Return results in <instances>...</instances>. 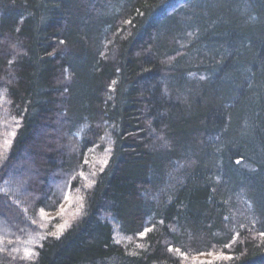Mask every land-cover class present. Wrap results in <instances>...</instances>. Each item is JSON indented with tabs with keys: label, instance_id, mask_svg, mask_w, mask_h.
Here are the masks:
<instances>
[{
	"label": "trees",
	"instance_id": "1",
	"mask_svg": "<svg viewBox=\"0 0 264 264\" xmlns=\"http://www.w3.org/2000/svg\"><path fill=\"white\" fill-rule=\"evenodd\" d=\"M0 109V264H264V0H0Z\"/></svg>",
	"mask_w": 264,
	"mask_h": 264
},
{
	"label": "rangeland",
	"instance_id": "2",
	"mask_svg": "<svg viewBox=\"0 0 264 264\" xmlns=\"http://www.w3.org/2000/svg\"><path fill=\"white\" fill-rule=\"evenodd\" d=\"M0 118H1V120H0V150H1L2 147H4V146L6 147V145H4V141L6 139L11 138L10 134L13 131L12 130L13 128L11 126L14 125V127H16L17 122H14V124H13L11 121H9L1 109H0ZM100 126H98V127H100ZM101 127L104 128L103 126H101ZM108 132L109 131L104 128L103 133H102L103 136L101 135L102 137L100 138L99 143H97L98 145L93 146L84 156L85 157L84 162L88 161V163H84V167H85V170H87L86 172L89 174L90 177L92 176L94 171L100 166V164L103 163L105 160V156L107 154L108 146H109V142H108V138H107ZM4 148L2 149V151L4 150ZM0 154H2V153H0ZM83 183H85L84 180H83ZM76 185H77L76 188H74V187L68 188V187H65L63 185H62L63 187L61 186L60 188L58 186L56 187L58 189V191H56L55 193H57V194L61 193V196H62V197H60V198H62L61 204H59V206L53 212H51L50 215H47V217H49L52 214H55L54 216H56L58 214L57 218L55 219L56 221L55 222L53 221V223H52V230L54 229L53 232L57 231V227H56L57 225L64 224L65 222H67V225H68V223L70 221H72V219H74L76 217H77V219H79L82 216L81 212H82L83 208L80 206L81 205V199H80L81 196H80V192L78 189V184H76ZM83 186L86 187V184H84ZM12 191H16V189L13 188ZM12 191H11V187H10V190L7 193L10 194ZM1 195H4V194L1 192ZM65 196H68L69 199H65ZM69 201H71V203ZM62 209L64 210L63 212H61ZM36 222L44 223V218H41ZM4 229H6V228H4ZM4 229H2V230L0 229L1 235L6 234V230L4 231ZM27 232L28 233L25 232V234H27V235L17 239V241L15 243L14 251H17L18 248H19V251L21 250L20 252H23V251L26 252V250H31L29 245L32 244V242H35L37 240V239H35V238H37V236L35 235V233L29 232V231H27ZM1 235H0V245H2V242H4V239H5V237L4 236L1 237ZM114 238L116 241H118L117 244H125L127 242L126 240L124 241L123 238H121L117 233L115 234ZM11 247H13V246H11ZM222 260L223 259L217 260L215 255H207V254L199 255V256H193V257L191 256V257H188L187 259H181L180 258V261L182 262L181 264H197V262H199V261H213V262L219 261L221 263Z\"/></svg>",
	"mask_w": 264,
	"mask_h": 264
},
{
	"label": "snow or ice",
	"instance_id": "3",
	"mask_svg": "<svg viewBox=\"0 0 264 264\" xmlns=\"http://www.w3.org/2000/svg\"><path fill=\"white\" fill-rule=\"evenodd\" d=\"M17 31H18V29H17ZM61 43H63V41H61ZM12 62H13L12 60H9V64H11ZM67 78H69V77H66V79H67ZM16 127H17V128L19 127V121H17V123H16ZM10 135H11L12 139H14L15 136H16V131H12ZM12 139H6V140L4 141V145H6L7 148H10V147H11ZM85 163H88V161H85ZM105 163H107V161H105ZM236 163H237V164H240L241 161H240V160H237ZM81 175H83V174H81ZM65 199H69V197H68V196H65ZM81 199H82V198H81ZM69 202L71 203V201H69ZM63 211H64V210L62 209L61 212H63ZM40 216H41L42 218H44V219H47L49 222H50L51 219H52V218H50V217H47V213L45 212V210H44L43 208L40 209ZM33 223H35V221H33ZM41 226H43V225H41ZM67 226H68V225H67V222H65L64 224L57 225V226H56V227H57V231L51 233V235H54L57 239H59V236L62 234V232L64 231V229H65ZM148 231H150V229H145V231H144L143 233H141L140 235H141V236H144V235L147 234ZM258 235H259L261 238H264V230L259 231ZM238 236H239V234L237 233V237H238ZM235 239H236V238L234 237L233 240H232V242H230V243H226V244L224 245V247H226V248H230V247L232 246V243L235 242ZM116 242H118V241H116ZM169 251H173V249H172V248H169ZM175 251L180 252L179 249H176ZM205 254H207V255H215V257H216L217 260H220V259H223V260H231V259H233V257H232L231 255H226V254H224V253H220V254H218V255H217V254H214V253H211V252H209V253H200V255H205ZM34 255H36L35 250H26V252H25V256L23 257V259H31ZM181 256H183L185 259H187V256H186L184 253H181ZM197 264H214V262H213V261H199V262H197Z\"/></svg>",
	"mask_w": 264,
	"mask_h": 264
}]
</instances>
